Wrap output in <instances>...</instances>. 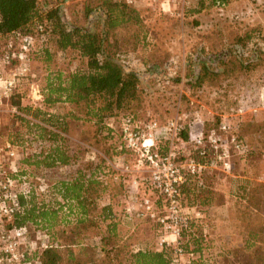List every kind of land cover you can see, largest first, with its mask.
Listing matches in <instances>:
<instances>
[{"label":"rangeland","instance_id":"rangeland-1","mask_svg":"<svg viewBox=\"0 0 264 264\" xmlns=\"http://www.w3.org/2000/svg\"><path fill=\"white\" fill-rule=\"evenodd\" d=\"M39 1L40 7L45 10L50 9L48 3L61 5L68 22L85 24L82 14L86 0H66L63 3L62 0ZM194 2L186 6L175 5L171 12H164L152 0H136L133 5L142 13L149 30L148 41L156 47L150 52L140 46L136 52L120 59L125 67L146 75L143 80L145 103L137 119L140 129L146 130L147 126L157 124L151 131L155 150L161 156L172 154L171 163L182 173L183 185L187 176L191 177L197 194L204 197L197 204L192 202L193 205L183 201L181 194L178 216L182 224H186L182 229L192 222L200 225L206 241L204 256L208 264H246L248 258L243 250L241 254L234 255L235 250L231 247L240 250L244 247L235 214L239 208L236 205L238 186L242 183L264 185V62L261 59L255 67L245 71L237 69L232 75H223L224 69L221 68L219 73L222 76L216 75H220L217 80L200 88L191 86L185 76L188 58L194 52L205 47L207 50L215 46L226 48L234 36L241 38L253 30L260 35L255 36L247 48H239L240 57L251 56L252 49H257L260 56L264 55V0H232L226 6L213 7L199 15L186 17L185 14L195 8ZM87 27L94 32L93 26ZM20 38L18 34L0 37V62L12 44L16 50L20 49V45L22 49ZM36 38L29 71L21 77L17 88V92L25 96L24 103L35 108L43 100L49 72L74 71L84 67L82 61L68 55H58L46 64L42 57L44 46L41 49L38 35ZM151 55L158 60L157 67L153 63H150L151 67L144 64V60ZM17 68L16 62L6 66L3 75L8 77ZM60 107L56 111L66 113ZM17 112L8 101L0 107V167L6 173L4 178L10 181L8 197L0 201V264H39L36 256L47 249V245L55 244L45 231L30 225L9 228L14 215H8L4 210L16 208V202L17 213L20 209L19 194L26 195L29 185H33L38 200L58 211L61 227H76L81 221V213L74 202L62 197L61 182L69 179L73 168L37 170L23 166L22 160L29 153L27 144L20 147L12 142L18 131L25 133V129L22 131L13 119ZM252 120L262 126L258 133L249 131L242 134L243 123ZM171 123L177 128L192 129L191 140L187 143L176 140L177 131L168 129ZM121 124L122 121L113 123L112 143L121 136ZM95 127L88 122L72 123L66 136L74 150L77 147L86 150L87 161H91L94 157L91 152H94L101 158L110 159L108 165L117 171V184L110 187L99 205H112L118 231L125 240L128 239L133 250L162 251L170 247L173 264L187 263L188 258L183 253L177 256V248L182 250L181 240L169 227L171 219L165 226L161 223L171 213L165 197L152 183L149 165L145 162L140 164L139 155L126 147L114 150L111 156L105 154L111 143L101 140ZM200 138L203 139L202 144L197 143ZM158 139L170 140L163 149L164 154L159 150L162 145ZM8 145L12 146L15 156H10ZM247 149L255 150L254 155H248ZM23 173L27 175H21ZM120 176L122 187L118 186ZM2 194L5 193L2 191ZM206 197L210 200H205ZM14 228L22 230V237L8 232ZM3 235L6 238L4 236L3 239ZM89 237L84 241L85 245L99 244V238ZM261 262L264 264V258Z\"/></svg>","mask_w":264,"mask_h":264},{"label":"trees","instance_id":"trees-1","mask_svg":"<svg viewBox=\"0 0 264 264\" xmlns=\"http://www.w3.org/2000/svg\"><path fill=\"white\" fill-rule=\"evenodd\" d=\"M194 1L195 8L187 12L186 17L199 15L213 7L226 6L232 0ZM48 4L50 9L45 10L40 7L39 0H0V37L18 34L21 35L20 41L25 36L33 39L27 54L22 53L21 45L16 50L13 44L6 52L13 56V62L20 57L23 64L29 67L38 35L41 49L44 46L42 57L46 64L58 55H68L82 61L84 67L74 71L49 72L43 100L36 108L25 104V96L16 88L7 101L17 109L13 119L21 130L25 129V133L18 131L12 142L20 147L27 144L29 153L22 160L27 168H73L69 179L61 182L62 197L78 206L81 221L73 228L61 227L58 211L38 200L36 189L29 185L26 195L19 194L20 209L8 227L30 225L46 232L55 245H50L36 256L39 264H173L172 248L135 251L128 239L120 235L112 205H99L110 187L117 184V171L108 165L110 159L101 158L94 152H91L94 156L91 161H87L86 150L82 147L74 150L66 136L72 123H92L96 126V135L111 143L108 153H105L111 156L114 150L125 147L121 136L112 143L115 121L130 118L140 129L137 119L145 103L143 80L146 75L125 67L120 57L136 52L140 46L150 52L156 47L148 41L149 30L142 13L125 0H86L82 14L86 25H81L68 22L61 5ZM87 25L93 26L94 32ZM259 35L257 30H253L241 38L234 36L226 48L199 49L188 58L185 78L191 86L200 88L217 80L220 75H216L221 74V68L224 69L223 75H232L237 69L245 71L255 67L261 59L264 62V55L260 56L257 49H252L249 57H240V49L247 48L249 42ZM150 63L158 66V60L152 55L144 60L146 66L151 67ZM60 106L66 113L56 111ZM261 127L253 120L245 121L240 132L258 133ZM191 132L192 129L188 131V128L180 126L175 139L187 143L191 140ZM158 140L162 145L159 150L164 154L163 149L170 140ZM249 150H246L248 155H254L255 150ZM120 179L118 186L123 185L121 176ZM180 190L183 201L187 200L190 204H197L204 198L202 194H197L196 184L189 176ZM238 191L236 205L239 208L235 214L244 247L241 250L231 249L235 250L234 255L241 254L243 250L248 258L246 264H262L264 185L242 183ZM90 235L99 238V244L85 245L84 241ZM180 240L183 255L188 258L185 264H208L204 256L206 241L197 222L182 230Z\"/></svg>","mask_w":264,"mask_h":264},{"label":"built area","instance_id":"built-area-1","mask_svg":"<svg viewBox=\"0 0 264 264\" xmlns=\"http://www.w3.org/2000/svg\"><path fill=\"white\" fill-rule=\"evenodd\" d=\"M136 0H125L128 5H133ZM193 0H152L154 5L159 6L164 12H171L172 7L175 5L186 6L190 4ZM33 39L30 36H25L22 39V53L27 54L31 49ZM15 62L18 63V68L13 70V74L8 77L3 75V68L6 66L10 67L13 62V56L7 54L3 57L2 62H0V107H2L5 102L10 98L11 94L16 90L19 85L22 76L26 75L29 71L28 67L23 64L22 58H15ZM157 126L156 123L147 126L146 130L139 129L135 123L130 118H124L121 124V136L125 143L127 150L133 151L140 157V164L145 162L152 171V183L154 187L165 197L166 202L170 209V217L161 220V223L165 226L167 220L171 219V225L169 226L171 230L174 231L176 237H180L181 230L186 226L182 224L179 219V204L181 198V186L184 183V177L179 169L174 167L171 163L172 154L168 156H161L158 151L155 150L154 138L152 135V130ZM169 131H177L178 128L175 124L171 123L168 126ZM203 139L197 140L198 144H202ZM8 150L10 156H15L14 150L11 145H8ZM237 147H239L237 145ZM166 171V174H163ZM5 171L0 167V201L3 198L8 197V187H10V181L4 178ZM2 191L5 194H2ZM4 195V197H3ZM18 204L15 202V207H10L9 210L5 209V213L8 215L16 214ZM3 209L1 208V211ZM1 230V228H0ZM12 235L16 237H22L23 233L21 229H12ZM3 235V239H4ZM8 236V235H7ZM6 238V236H5ZM166 242V241H164ZM167 244V242H166ZM12 247V246H11ZM16 247V246H15ZM48 248V245L45 247ZM177 256L181 255L183 252L181 249L177 248ZM23 257V255H22Z\"/></svg>","mask_w":264,"mask_h":264}]
</instances>
